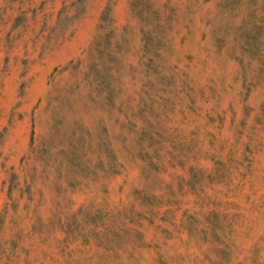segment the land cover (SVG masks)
I'll return each mask as SVG.
<instances>
[{"label":"rangeland","instance_id":"374dc122","mask_svg":"<svg viewBox=\"0 0 264 264\" xmlns=\"http://www.w3.org/2000/svg\"><path fill=\"white\" fill-rule=\"evenodd\" d=\"M0 264H264V0H0Z\"/></svg>","mask_w":264,"mask_h":264}]
</instances>
